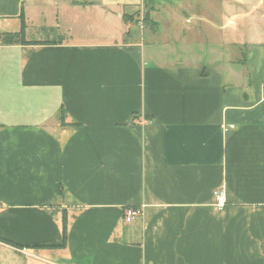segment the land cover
I'll return each instance as SVG.
<instances>
[{
    "label": "crops",
    "instance_id": "0c3cea01",
    "mask_svg": "<svg viewBox=\"0 0 264 264\" xmlns=\"http://www.w3.org/2000/svg\"><path fill=\"white\" fill-rule=\"evenodd\" d=\"M41 1L0 0L34 43L0 44V264H264V38L213 55L231 24L201 39L188 0Z\"/></svg>",
    "mask_w": 264,
    "mask_h": 264
},
{
    "label": "rangeland",
    "instance_id": "374dc122",
    "mask_svg": "<svg viewBox=\"0 0 264 264\" xmlns=\"http://www.w3.org/2000/svg\"><path fill=\"white\" fill-rule=\"evenodd\" d=\"M41 2H44V0H42ZM188 3L190 7L195 10V13L202 16L206 20V22L204 21L199 23L201 24V26L204 25L202 26L203 30L200 31L202 35L201 39L203 38V36H206L207 39L216 38L215 35H207L208 31H206V27H214V24L217 25V27H222L228 21L233 22L231 23V25L226 24V26L222 30V32L226 34L225 44L221 43L223 46L219 45V47L218 45H216V49L213 47L214 44L211 45L213 47H211L213 50V55H219L224 52H231L232 58L236 56L239 57V55L244 56L245 50L247 46H249L247 41L250 40V38H253V36H258L259 39L264 38V36L259 33L262 31L264 34V0H188ZM28 6L29 3L27 4V8ZM185 6H187V4H185ZM48 11L50 12L49 14L53 17L55 12L51 11L50 8L48 9ZM131 18L134 20L138 27L144 28V26H146V24L150 20V11L146 7H142V5L138 4V8L131 15ZM194 23L196 26V21H194ZM231 33H234L238 36H245V44L247 46H241L242 48H238V46H236L235 44L237 42L235 41L239 38H237L236 36H232ZM253 33H255L256 35L252 36ZM217 38L219 39V37ZM196 44H202V40H200L198 43L196 42ZM206 44L208 45V43ZM229 45L232 47L230 51H228ZM34 264L48 263H45L42 260H36L34 261Z\"/></svg>",
    "mask_w": 264,
    "mask_h": 264
},
{
    "label": "trees",
    "instance_id": "16d2710c",
    "mask_svg": "<svg viewBox=\"0 0 264 264\" xmlns=\"http://www.w3.org/2000/svg\"><path fill=\"white\" fill-rule=\"evenodd\" d=\"M21 19V29L18 33L13 34H2L0 35L1 45H32L33 42H28L25 39V29L26 23L24 18V13L20 16Z\"/></svg>",
    "mask_w": 264,
    "mask_h": 264
},
{
    "label": "built area",
    "instance_id": "2783aa9c",
    "mask_svg": "<svg viewBox=\"0 0 264 264\" xmlns=\"http://www.w3.org/2000/svg\"><path fill=\"white\" fill-rule=\"evenodd\" d=\"M230 24L233 23L232 21L229 22ZM263 99H264V92H263ZM214 197L216 200L215 207L217 210L221 211L225 207V195L222 190H216L214 192ZM142 209H136V208H129L125 210V222L131 223L135 218L142 216Z\"/></svg>",
    "mask_w": 264,
    "mask_h": 264
}]
</instances>
